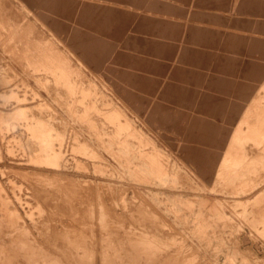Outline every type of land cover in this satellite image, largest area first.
Here are the masks:
<instances>
[{
    "label": "rangeland",
    "instance_id": "1",
    "mask_svg": "<svg viewBox=\"0 0 264 264\" xmlns=\"http://www.w3.org/2000/svg\"><path fill=\"white\" fill-rule=\"evenodd\" d=\"M260 72L264 0H0V264H264Z\"/></svg>",
    "mask_w": 264,
    "mask_h": 264
},
{
    "label": "crops",
    "instance_id": "2",
    "mask_svg": "<svg viewBox=\"0 0 264 264\" xmlns=\"http://www.w3.org/2000/svg\"><path fill=\"white\" fill-rule=\"evenodd\" d=\"M258 78H259V82L258 83H255L254 84V89L257 91V92H259L260 90H262V87H263V85H264V76H263V72H260L259 74H258ZM263 78V79H262ZM263 91V90H262ZM264 92V91H263ZM254 104V102H251L250 104H246L244 107H243V109L241 108V105H238V106H232L231 107V109H235V115H240V117H239V120H238V123H239V121L241 120V118L245 115V113H246V111L249 109V107H250V105H253ZM256 108H261V109H264V104H256ZM255 109V108H254ZM254 109H251V110H254ZM239 110H244L243 111V113L241 114V113H238L239 112ZM263 116H264V114H263ZM230 122H232V120L230 121ZM238 125V124H237ZM236 125V126H237ZM236 126L235 127H233L232 129H231V135H232V133L234 132V130H235V128H236ZM231 135L229 136V138H228V143H227V146L229 145V142H230V138H231ZM193 139H195V138H193ZM194 142V141H193ZM223 146V150H224V148H227V146H225V145H222ZM195 148V147H194ZM193 148V155L195 156V157H200V149H198V148H196V150ZM222 163H223V157L222 156H220V158H219V161H218V167L216 168V170L215 171H213V172H209V168H208V165H206L205 163H200V166H201V168H199V171L203 174V173H206V171H207V173H206V177L207 178H209V179H212V178H214L215 177V175L218 173V171H219V169H220V166L222 165ZM205 175V174H204Z\"/></svg>",
    "mask_w": 264,
    "mask_h": 264
},
{
    "label": "bare ground",
    "instance_id": "3",
    "mask_svg": "<svg viewBox=\"0 0 264 264\" xmlns=\"http://www.w3.org/2000/svg\"><path fill=\"white\" fill-rule=\"evenodd\" d=\"M22 39H23V38H22ZM17 46H18V45H17ZM26 58H27V57H26ZM45 60H46V59H45ZM45 60H44V61H45ZM38 61H39V60H38ZM36 64H37V63H36ZM36 68H37V67H36ZM39 68H40V67H39ZM258 113H259V112H258ZM116 115H117V114H116ZM124 120H126V119H124ZM124 123H125V122H124ZM132 130H133V129H132ZM145 138H146V137H145ZM147 140H148V139H147ZM144 141H145V140H144ZM223 151H224V150H223ZM225 157H226V156H225ZM88 192H89V190H88ZM87 195H88V194H87ZM90 195H91V194H90ZM68 211H69V210H68ZM56 213H57V212H56ZM59 213H60V212H59ZM62 214H63V213H62ZM65 214H66V213H65ZM54 215H55V214H54ZM143 215H144V214H143ZM60 216H61V215H60ZM70 216H71V215H70ZM62 217H63V216H62ZM68 217H69V216H68ZM76 217H77V216H76ZM65 218H66V217H65ZM71 220H72V217H71ZM71 222H72V221H71ZM73 222H74V221H73ZM100 224H101V223H100ZM78 226H79V225H78ZM79 229H80V228H79ZM108 229H109V228H108ZM135 230H136V229H135ZM142 230H143V228H142ZM85 231H86V230H85ZM22 233H23V232H22ZM85 233H86V232H85ZM132 233H134V232H132ZM19 234H20V233H19ZM65 234H66V233H65ZM67 235H68V234H67ZM137 236H138V235H137ZM139 236H140V235H139ZM26 237H27V236H26ZM66 238H67V237H66ZM66 238H65V239H66ZM13 239H14V238H13ZM141 239H142V238H141ZM14 240H15V239H14ZM67 240H68V239H67ZM64 241H65V240H64ZM68 241H69V240H68ZM75 241H77V240H75ZM75 241H74V242H75ZM79 241H80V240H79ZM79 241H78V242H79ZM17 242H19V241H17ZM23 242H26V241H23ZM65 242H66V241H65ZM84 242H85V241H84ZM151 242H152V241H151ZM154 242H155V241H154ZM9 243H10V242H9ZM9 243H7V244H9ZM26 243H27V242H26ZM62 243H63V242H62ZM68 243H69V242H68ZM70 243H72V242L70 241ZM70 243H69V244H70ZM138 243H139V242H138ZM138 243H136V244H138ZM148 243H149V242H148ZM152 243H153V242H152ZM12 244H13V242H12ZM28 244H29V243H28ZM64 244H66V243H64ZM69 244H68V245H69ZM140 244H141V243H140ZM140 244H139V245H140ZM70 245H72V244H70ZM142 245H143V243H142ZM17 246H18V245H17ZM19 246H20V245H19ZM19 246H18V248H19ZM26 246H27V245H26ZM84 246H85V245H84ZM146 246H147V245H145V247H146ZM152 246H153V245H152ZM9 247H10V246H9ZM14 247H16V246H14ZM149 247H150V244H149ZM11 248H12V247H11ZM22 248H23V247H22ZM27 248H28V247H27ZM29 248H30V247H29ZM32 248H33V247H32ZM152 248H153V247H152ZM7 249H8V248H7ZM15 249H17V248H15ZM23 249H24V248H23ZM30 249H31V248H30ZM86 249H87V248H86ZM149 249H150V248H149ZM24 250H25V249H24ZM33 250H34V248H33ZM36 250H37V249H36ZM0 251H1V250H0ZM20 251H21V250H20ZM26 251H27V250H25V253L27 254V252H29V251H27V252H26ZM31 251H32V250H31ZM138 251H139V250H138ZM16 252H17V251H16ZM38 252H40V251H38ZM65 252H66V251H65ZM20 253H21V252H20ZM30 253H31V252H30ZM141 253H142V251H141ZM5 254H6V253H5ZM11 254H12V252H11ZM21 254H23V253H21ZM21 254H20V255H21ZM26 254H25V255H26ZM83 254H84V253H83ZM144 254H145V253H144ZM147 254H148V253H147ZM147 254H146V256H147ZM27 255H29V254H27ZM33 255L35 256V253H34ZM33 255L31 254L30 256H33ZM44 255H45V254H44ZM46 255H47V254H46ZM150 255H151V254H150ZM34 256H33V257H34ZM38 257H39V255H38ZM40 257H41V256H40ZM40 257H39V258H40ZM82 257H83V256H82ZM10 258H11V257H10ZM28 258H29V257H28ZM28 258H26V259H28ZM39 258H38V259H39ZM42 258H46V257H43V255H42ZM105 258H106V257H105ZM149 258H150V257H149ZM11 259H12V258H11ZM17 259H18V257H17ZM24 259H25V258H24ZM40 259H41V258H40ZM146 259H147V258H146ZM152 259H153V258H152ZM32 260H33V259H32ZM36 260H37V259H36ZM41 260H42V259H41ZM24 261H25V260H24ZM29 261H30V260H29ZM105 261H106V259H105ZM105 261H104V262H105ZM9 262H10V261H9ZM30 262H31V261H30ZM33 262H34V261H33ZM51 262H52V261H51ZM147 262H148V261H147ZM21 263H22V262H21ZM28 263H29V262H28ZM4 264H5V263H4ZM8 264H10V263H8ZM13 264H14V263H13ZM23 264H24V263H23ZM29 264H30V263H29ZM32 264H33V263H32ZM34 264H35V263H34ZM37 264H42V263H37ZM46 264H47V263H46Z\"/></svg>",
    "mask_w": 264,
    "mask_h": 264
}]
</instances>
